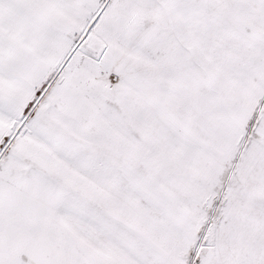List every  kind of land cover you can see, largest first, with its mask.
Segmentation results:
<instances>
[{
  "label": "snow or ice",
  "instance_id": "6c2138e0",
  "mask_svg": "<svg viewBox=\"0 0 264 264\" xmlns=\"http://www.w3.org/2000/svg\"><path fill=\"white\" fill-rule=\"evenodd\" d=\"M0 264H264V0H0Z\"/></svg>",
  "mask_w": 264,
  "mask_h": 264
}]
</instances>
